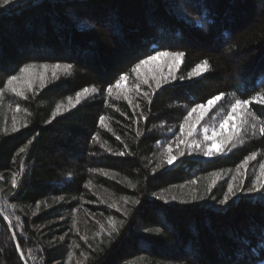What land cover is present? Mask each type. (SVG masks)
Segmentation results:
<instances>
[{
    "label": "trees",
    "instance_id": "obj_1",
    "mask_svg": "<svg viewBox=\"0 0 264 264\" xmlns=\"http://www.w3.org/2000/svg\"><path fill=\"white\" fill-rule=\"evenodd\" d=\"M182 1L15 0L0 8V88L25 64L73 66L27 99L7 89L0 98V264H264V191L240 188L221 203L230 181L216 179L253 152L243 187L257 176L264 103L249 105L259 120L243 144L157 168L167 132L180 133L196 103L225 94L199 129L218 124L235 99L264 94V0ZM157 50L185 56L151 103L147 85L128 99L108 95L120 74L135 84L131 69ZM205 59L208 71L189 78ZM85 88L98 91L70 106L67 98Z\"/></svg>",
    "mask_w": 264,
    "mask_h": 264
},
{
    "label": "snow or ice",
    "instance_id": "obj_2",
    "mask_svg": "<svg viewBox=\"0 0 264 264\" xmlns=\"http://www.w3.org/2000/svg\"><path fill=\"white\" fill-rule=\"evenodd\" d=\"M15 2V0H0V8L7 9V6L12 5ZM185 56L184 52H170V51H155L153 53L146 54L145 58L140 59L137 63H135L134 67L131 69V72L134 73L137 77V81H140V70L144 68L147 65L153 64L157 58H166L171 59L174 63L170 66L171 69L179 68V61ZM36 65L33 64H25L22 68L19 69V74L17 75H9L5 81H3V87L0 88V98L4 95V90L7 89L10 92L14 93L17 96L23 97L27 99L25 96L24 90L20 87V85H26L27 88L30 90L33 85V80L31 78V71L34 69ZM41 67L47 69L48 65H42ZM53 69H60L61 67L64 69L65 72H68L72 69L71 64L66 65H52ZM210 68L209 61L207 59L202 60L201 62L197 63L194 68L189 72L188 77L191 78L192 76H200L203 72L208 71ZM28 74V75H24ZM53 77H56L55 71H53ZM129 74L124 73L120 74L118 79L115 80L114 84H110L106 91L109 96L112 95L113 89L119 90L123 94L124 99H128V90L122 87V82H125L129 80ZM175 79L174 71H170L168 76L164 75H144L142 79V83L147 85L149 89H151V92H144L143 95L145 98L149 99V103H151V95H153L158 89L162 87L163 84H166L169 82V79ZM180 79H184V77H180ZM39 80L41 85H44V77L43 75L39 76ZM153 85H155L153 87ZM133 90L139 93L141 84L140 82L135 83L133 86ZM89 89L85 88L80 92H76L75 94V104H78L80 102L81 96L88 92ZM93 92L98 91L97 89L93 88ZM224 93H219L217 95L212 96L210 99H207V103H196L193 107H191L187 115L184 116L183 123L180 124L179 130L180 134L177 135L173 133L175 136V144H176V153H173L172 144L169 143L165 149L166 155L164 157L163 163L158 164L157 168H160L163 166V164L167 165H173L175 161L179 157L184 156L186 153L180 149V145L187 143L191 148L193 149H201L202 153L206 157H212L216 155L217 153H222L225 151V149L228 147V145H232L233 147L236 146V142L238 141L240 144L244 143L243 140V133L248 131V129H251L252 134L255 135L257 130V121L259 120V117L256 116V114L249 109V105L255 101L257 103H264V94L257 93L256 95L252 96L250 99H240L237 98L233 103L229 104L228 110L225 115L219 120V128H220V134L218 138L219 147H216L217 144V136H216V128L209 129L208 127L203 128L204 132V140L197 142L196 140H187V137H192L193 133L197 131V125L200 124V121L207 115V113L211 110L212 107H215L218 102H220L224 98ZM69 104L71 106H75L73 103V98L68 97ZM129 103L131 104L132 101L129 100ZM61 104L57 103L55 106V109L52 112V117L55 118V116L60 112ZM136 107H139V105H135ZM16 111L19 112L20 108L19 105L16 106ZM195 114V119L193 120V116ZM233 116L237 117V122L232 125L231 131L227 134L223 131L224 124L231 122ZM104 117H100V122L103 123ZM51 122V121H48ZM12 131H18V129L15 126V122L13 123ZM209 132H211V135H209ZM259 133L264 136V122H261L259 125ZM95 139V137H94ZM119 139V137H117ZM208 141H212V143H207ZM31 143V141H29ZM203 145V147H202ZM25 148H21L20 152H24ZM119 155L123 156L125 155L124 152L118 153ZM256 153L253 152L249 156H246L244 160L241 162L240 165L237 166V173H240L241 169H246L248 163L250 160L256 159ZM23 171V166L21 165V172ZM16 175L18 173H13V178L11 180L12 187L15 188L18 186ZM216 175V174H213ZM243 175V173H241ZM2 179V177H0ZM233 181H235V177H233ZM192 183H196V181H192ZM215 182H213L214 184ZM241 191H247L248 193L253 192H261L264 191V163L260 164V171L259 175L255 177L251 181V185L247 187L246 189L243 187V182L240 185ZM236 195V190L234 188L233 183L228 184L227 192L224 194L223 200H221V203H227L230 197ZM173 200L176 199V197H172ZM195 199V197H193ZM135 203H139V201H136ZM0 213H6V209L3 207H0ZM7 215L5 214V219H7ZM110 223H112L110 221ZM117 229L115 228V225L113 224L112 232H116ZM159 231V230H157ZM112 232H109V235H112ZM63 239V237H61Z\"/></svg>",
    "mask_w": 264,
    "mask_h": 264
},
{
    "label": "rangeland",
    "instance_id": "obj_3",
    "mask_svg": "<svg viewBox=\"0 0 264 264\" xmlns=\"http://www.w3.org/2000/svg\"><path fill=\"white\" fill-rule=\"evenodd\" d=\"M187 3H188L187 0H183L182 2H180V5L179 6L181 8H184V7H186ZM86 23H88V21H86ZM231 41L232 40H230L229 42L225 43V45H224L223 48H225V47L227 48V46L230 45ZM173 63L174 62L171 59L157 58V60L153 64L147 65V66H145L144 68H142L140 70V81H136V83L137 82H140L141 87L142 86H145V84L142 83V79H143V76L144 75H148V76L157 75V76H159V75L162 74L164 76H168L170 71H174V74L177 73V71L179 70V68L181 66L182 59L178 62L179 65H180L179 68H175L174 70L170 68V66ZM53 71H55L57 78L61 77L62 75H64L66 73L62 67L60 69H53L51 66H49L47 69H45L43 67L41 69H39V70L32 69L30 75H31V78L33 80V85H32V88L30 90H33L34 88H36L38 86H41V83H40V80H39V76L40 75H43L44 82L49 81V80H53V79H57V78H54L53 77ZM24 75H28V74H24ZM196 77H198V76H196ZM135 78L137 80L136 75H135ZM171 80H172V78L169 79V82ZM133 85H129L127 81L122 82V87L125 88V89H127L128 90V93H129L130 89H133V87H132ZM20 87L24 90L25 94L30 91L27 88L26 85H20ZM119 93H120L119 90H113V93H112V95L110 97L118 98L119 97ZM93 94H94V92L92 91V89H90L88 92L84 93L81 96L80 102H82L83 100L91 97V95H93ZM73 103L75 104V101H73ZM75 105H77V104H75ZM194 119H195V114L193 116V120ZM204 127H208L209 129L216 128V136H217V144H216V147H219L220 146L219 145V142H218V138H219V134H220L219 123L218 124L216 123L213 126H208V125L201 126V128H199V129L197 128V131L193 133V136L192 137H187L186 139L187 140H193L194 139L197 142L203 141L204 140V132H203V128ZM223 131L226 134L231 131V124H230V122L224 124ZM173 133H175L177 135L180 134L178 131L175 132L174 130H172V131H168L166 135L169 138L168 144L169 143L172 144L173 153L175 154L177 149H176V144H175V136L173 135ZM198 134L200 135V137H198ZM209 135H211V132H209ZM207 143H212V141H208ZM167 145H166V147H167ZM179 147H180L181 150H183L186 153L185 155L204 157V159H212L215 156H219V155L223 154L227 150V149H225L224 152L217 153L216 155H214L212 157H206V156L203 155L201 149H193L187 143L181 144ZM202 147H203V145H202ZM182 157H179V158H182ZM176 162L177 161H175L174 164ZM251 162H254V160H250L249 163H248L249 166L247 165L246 169H241L240 170V173H237L235 171L234 173H232L229 176H227L225 174H219L216 177V179L218 178V180H220V179L221 180H225L226 178H228L227 181H230V183H233L235 190H237L238 192H240L239 190H240L241 183L244 182L245 180H247V173H246V171H249V170H252L253 168H255V167H253L252 164H250ZM241 173H243V175H241ZM256 175H259V172ZM233 177H235V181H233ZM253 179H255V178H253ZM250 185H251V183H250Z\"/></svg>",
    "mask_w": 264,
    "mask_h": 264
},
{
    "label": "water",
    "instance_id": "obj_4",
    "mask_svg": "<svg viewBox=\"0 0 264 264\" xmlns=\"http://www.w3.org/2000/svg\"><path fill=\"white\" fill-rule=\"evenodd\" d=\"M1 214V213H0Z\"/></svg>",
    "mask_w": 264,
    "mask_h": 264
}]
</instances>
